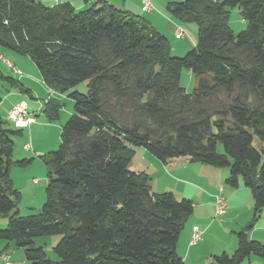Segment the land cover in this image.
Returning a JSON list of instances; mask_svg holds the SVG:
<instances>
[{"label": "trees", "instance_id": "obj_1", "mask_svg": "<svg viewBox=\"0 0 264 264\" xmlns=\"http://www.w3.org/2000/svg\"><path fill=\"white\" fill-rule=\"evenodd\" d=\"M54 6L0 0V46L33 60L45 85L72 92L74 112L61 145L43 156L47 200L38 214L20 216V192L10 176L13 130L0 115V240L15 242L31 264H184L177 244L194 203L152 189L146 171H132L137 147L167 162L185 158L229 168L226 184L251 190L254 218L237 233L232 255L219 264L264 258V244L248 231L264 210V0H185L167 9L180 24L197 25L196 45L174 57L168 39L140 15L105 0ZM229 8L247 28L235 34ZM188 69L197 86L180 85ZM22 93L20 81L4 77ZM62 105L43 110L53 122ZM14 124V123H13ZM15 125V124H14ZM16 126V125H15ZM23 128V127H19ZM59 236L51 260L34 239Z\"/></svg>", "mask_w": 264, "mask_h": 264}, {"label": "rangeland", "instance_id": "obj_2", "mask_svg": "<svg viewBox=\"0 0 264 264\" xmlns=\"http://www.w3.org/2000/svg\"><path fill=\"white\" fill-rule=\"evenodd\" d=\"M32 1H35L36 3H43L44 5L49 4L47 0ZM77 2H79V0H77ZM59 3L61 4L63 2L59 1ZM229 12L230 27L235 34H239L241 31L247 28V23L243 21L239 8H229ZM166 15L172 17L167 10ZM182 25L184 26L187 34L186 37L181 40H176L170 34V32L163 33V35H165V37L170 42L172 47V55L174 57L185 56L194 45L191 41V38H197L198 28L196 24L190 23ZM174 47H177L178 50H176V48L174 49ZM0 53L8 56L7 58H9L14 63L15 68L22 72L21 74L13 71L12 69L8 68L5 63L0 62V71L2 75L4 77H12L20 81L26 88L30 90V93H22L15 87L11 86L8 81L3 80V78L0 76V108H2V110L3 108H7L6 114L5 111H0L1 117L3 120L8 122V125L11 129L15 131L22 130V133L20 134L11 135V139L14 143V153L12 158L14 163L17 161L28 160L25 166L13 164L10 171L13 186L20 192V201L17 205V211L19 212L20 216L38 214L47 200V166L42 157L59 149L61 145V132L63 126L68 122L74 112V101L70 98V94L75 91L86 94L88 92L87 82L81 83L63 94H56L51 92L45 85L36 63L31 60V58L25 55L17 54L1 46ZM180 85L185 88L187 92H192L197 86V79L188 69L184 68L180 75ZM16 95H21L27 103L28 109L32 113H37L34 116L35 121L28 128H19L15 126L8 118L9 112L14 106L13 105L9 108L8 104ZM50 100H56L62 105L60 116L53 122H50L43 113L45 104ZM39 108L41 109L39 110ZM135 149L137 154L130 163L129 168L133 171H148L147 173L150 175L151 179H153L151 186L154 187V161H158V159H155V157L143 147H137ZM220 169L230 174L229 168ZM224 185H226L228 189L230 188V186H228L225 181ZM242 185L243 186L241 187H245L243 182ZM246 189L252 196L251 190L248 188ZM243 199L244 198L242 197L241 200L243 201ZM252 216L254 218V213ZM215 218L214 221H217V223L214 225L213 231H216L215 234L219 236L216 239V242H218L219 245L226 244L231 239L234 240V237H237L236 239H238L237 233L240 232L238 229L233 226H226L224 223H220L224 219V216L218 218L215 216ZM260 218L257 220L260 221ZM0 220L6 222V225L4 226L7 227L8 218L0 214ZM6 227L0 229H5ZM258 227L264 228V219L260 222L256 221L254 223V228L248 231V235L251 234L256 228L258 229ZM59 240V236H44L35 238L34 243L36 247H43L51 260L57 261L59 258L54 253L53 248L59 242ZM255 240L260 241L259 239ZM1 243L4 244V246L5 244H10L13 246L8 250H6L4 246L0 247V254H5L4 250H6L7 254L10 256L11 264H31V262L26 258L24 250L18 248L15 242L0 240V244ZM260 243L264 244V240L260 241ZM235 250L232 251L230 255H232ZM250 258H256L264 261V258L252 255L243 263L250 264Z\"/></svg>", "mask_w": 264, "mask_h": 264}, {"label": "crops", "instance_id": "obj_3", "mask_svg": "<svg viewBox=\"0 0 264 264\" xmlns=\"http://www.w3.org/2000/svg\"><path fill=\"white\" fill-rule=\"evenodd\" d=\"M47 1L49 2L47 6L60 4L55 0ZM105 1L112 4L116 8L144 17L162 34L170 32V34L177 40L175 37V30L178 25L182 24L169 15H166V10L168 11L167 7L169 3L182 2L185 0H150L152 3V9L150 11L143 10L145 0ZM61 2H69L77 10L84 9L88 7L86 5L91 4L87 3L86 0H82V2L81 0H79V2H77V0H62ZM165 15L167 19L165 18ZM191 41L194 44L192 46L193 48L196 45L197 38H191ZM175 48L178 50L177 47H174V49ZM11 100L12 101L8 104L9 108L17 103L25 102L21 95H16ZM40 109L41 108H39V110ZM0 111H5L6 114L7 108H3V110L0 108ZM29 113L33 118H35L34 116L37 114L32 113L30 110ZM155 159L157 158L155 157ZM229 175L230 174L228 172L222 171L219 168L205 166L200 163H191L185 158L171 159L167 162H163L159 159L158 161H154V187H152V189L157 193L171 192L178 199L187 198L192 200L194 203V211L186 223L176 249L178 255L183 259L184 264H219L216 261V257L222 255L223 253L230 255L232 251L237 249V237H234V240L231 239L226 244L219 245V243L216 242V239L219 236L215 234L216 231H213L214 225L217 223V221H214L215 196L221 189L223 190L224 196L227 200V208L226 213L223 215L224 219L220 223H224L226 226H233L241 231L252 221V215L254 213L253 198L247 191V187L245 185V187H241L243 186L242 181L240 182L238 188L230 187L228 189L226 185H224V181L226 182ZM152 182L153 179L151 183ZM242 197L244 198L243 201L241 200ZM263 219L264 210L260 221ZM257 221L260 222L259 220ZM4 225H6V222L0 220V228L6 227ZM194 227L199 228L202 233V238L192 244V233ZM249 238L263 241L264 228H256L251 234H249ZM1 246H4V244L1 243L0 247ZM11 247L13 246L10 244H5L4 246L6 250ZM6 250H4V253H7ZM0 264H4L1 257ZM250 264H264V261L256 258H250Z\"/></svg>", "mask_w": 264, "mask_h": 264}, {"label": "built area", "instance_id": "obj_4", "mask_svg": "<svg viewBox=\"0 0 264 264\" xmlns=\"http://www.w3.org/2000/svg\"><path fill=\"white\" fill-rule=\"evenodd\" d=\"M56 2L62 1V0H55ZM152 9V3L150 0H145L143 10L144 11H150ZM186 30L183 25H178L175 30V37L177 39H183L186 37ZM0 62L5 63L8 68L12 69L13 71H16L18 73H21L15 68L14 63L7 58L5 55L0 53ZM8 118L14 123L17 127H28L30 124H32L35 119L30 116L28 105L26 102H21L17 105H14L12 109L9 112ZM215 216L222 217L227 208V200L224 196L223 190L221 189L220 192L215 196ZM202 233L199 230L198 227L193 228L192 233V244L196 243L197 241L201 240ZM1 259L4 264H11L10 256L9 254L5 253L1 255Z\"/></svg>", "mask_w": 264, "mask_h": 264}]
</instances>
